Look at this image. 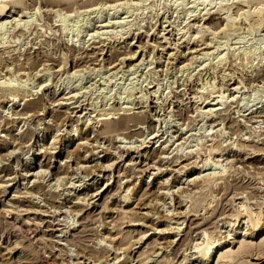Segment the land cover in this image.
<instances>
[{
  "label": "rangeland",
  "instance_id": "rangeland-1",
  "mask_svg": "<svg viewBox=\"0 0 264 264\" xmlns=\"http://www.w3.org/2000/svg\"><path fill=\"white\" fill-rule=\"evenodd\" d=\"M20 1L27 7L0 18V264H181L207 237L226 241L220 254L251 245L233 264H264V229L247 236L246 219L233 216L241 207L264 214V154L256 151L264 150V116L248 110L264 105V1L55 0L48 10L52 0ZM227 4L238 26L224 33ZM255 8H263L260 29ZM198 30L212 39L209 49L195 47ZM75 58L94 70L66 75L63 62ZM257 91L260 103L251 101ZM211 146L222 152L209 156ZM44 147L36 163L48 174L31 177L36 157L32 167L27 157ZM202 159L221 164L201 167ZM213 172L221 177L213 187L194 188L190 179ZM185 209L206 237L189 230V219L177 221L173 213ZM218 256L208 264H222Z\"/></svg>",
  "mask_w": 264,
  "mask_h": 264
},
{
  "label": "bare ground",
  "instance_id": "bare-ground-1",
  "mask_svg": "<svg viewBox=\"0 0 264 264\" xmlns=\"http://www.w3.org/2000/svg\"><path fill=\"white\" fill-rule=\"evenodd\" d=\"M53 2H50V0H48V2H50L49 4L50 5H44V7H48L47 8V10L49 9V7L51 6H54V2H56V4L58 3V1H55V0H52ZM59 1H61V0H59ZM112 1V0H111ZM181 1V0H180ZM180 1H179V3H180ZM211 1H215L216 2V0H209L208 2H209V4H208V6L209 5H211L210 3H211ZM228 2V1H230V0H218V2ZM238 1H240L241 3H251L252 1H255V0H238ZM259 1V0H258ZM257 1V2H258ZM262 1H264V0H262ZM29 2V1H28ZM73 2V1H72ZM223 2V3H224ZM25 2H23V1H20V0H0V18L2 17V16H5V14H7L6 12H9V10H12V11H14L15 12V10H16V8L17 7H22V5L24 4ZM41 3H42V1H41ZM51 3H54L53 5L51 4ZM61 3V2H60ZM110 3V2H109ZM118 3V2H117ZM125 3V2H124ZM239 3V2H238ZM26 4V3H25ZM25 4H24V7H25ZM44 4H46V3H44ZM116 4V3H115ZM115 4L113 5V4H110L111 6L113 5V6H115ZM181 4V3H180ZM182 4H184V2L182 3ZM8 5H9V7H8ZM31 5V4H30ZM30 5H29V8H30ZM39 5V4H38ZM109 5V4H108ZM118 5V4H117ZM116 5V6H117ZM242 5V4H241ZM260 5V4H259ZM59 6V5H58ZM178 6V5H177ZM180 6V5H179ZM212 6V5H211ZM215 6V5H214ZM20 7V8H21ZM27 7V6H26ZM25 7V8H26ZM56 7H57V5H56ZM63 6L61 5V8H62ZM102 7V6H101ZM100 7V8H101ZM118 7V6H117ZM213 7V6H212ZM230 7H231V5L229 4H227V5H224V6H221V12H223L222 13V15H224L223 16V19H224V21H225V27L227 26V28L226 29H222V31L224 32V33H227V32H225L228 28H229V26L231 25V27L233 26H235L236 25V22L234 21V19L232 20L231 18H230V14H229V9H230ZM260 7V6H259ZM19 8V9H20ZM25 8H23V9H25ZM37 8V7H36ZM35 8V9H36ZM39 8V7H38ZM53 8V7H52ZM58 8V7H57ZM78 8V7H77ZM104 8V7H103ZM258 8V7H257ZM112 9H113V7H112ZM115 9V8H114ZM211 9V8H210ZM21 10V9H20ZM20 10H18V11H20ZM25 10H28V8L27 9H25ZM40 10H41V8H40ZM39 10V11H40ZM56 10V9H55ZM61 11H62V9H60ZM60 10H59V13H61L60 12ZM255 10H256V12H251L252 13V15L253 14H256L257 16H258V18H259V21L256 23V25H257V28L256 29H260V27H261V25H262V14L259 16V13H260V10H263V8L262 9H256L255 8ZM11 11V12H12ZM24 11V10H23ZM37 11H38V9H37ZM46 11V10H45ZM53 11V10H52ZM106 11H107V9H106ZM243 11V10H242ZM11 12H9V16H7V17H11L12 15H10L11 14ZM13 12V13H14ZM25 12H27V11H25ZM24 12V13H25ZM47 12V11H46ZM51 12V11H50ZM49 12V13H50ZM211 12V11H210ZM209 10H207V12H206V14L205 15H209ZM248 12V11H247ZM262 12V11H261ZM21 13V12H20ZM23 13V14H24ZM37 13V12H36ZM54 13H57V11L55 12L54 11ZM239 13V12H238ZM245 13V12H244ZM263 13V12H262ZM35 14V13H34ZM51 14V13H50ZM58 14V13H57ZM240 14H242V12L240 13ZM246 14V13H245ZM250 14V13H249ZM249 14H247V15H249ZM55 15V14H54ZM75 15V14H74ZM94 15V14H93ZM106 15V14H105ZM246 15V16H247ZM62 16V13H61V15H60V17ZM79 16V15H78ZM239 16V18L241 17V15H238ZM264 16V15H263ZM66 17V16H65ZM72 17H73V14H72ZM251 17V16H250ZM6 18V17H5ZM78 18V17H77ZM85 18V17H84ZM230 18V19H229ZM264 18V17H263ZM73 19V18H72ZM238 19V18H237ZM244 19H246L247 20V18H244ZM242 20V22L243 21H246V20ZM249 19V18H248ZM62 20H63V18H62ZM67 20V19H66ZM77 20V19H76ZM238 20H240V19H238ZM252 20V19H251ZM253 20H255V19H253ZM253 20H252V22H253ZM70 21V20H69ZM231 21H234V22H231ZM248 21H250V20H248ZM264 21V20H263ZM19 22V21H18ZM18 22L16 23V24H18ZM247 22V21H246ZM30 23V22H29ZM57 23V22H56ZM68 23V22H67ZM1 24H3V21H2V23ZM23 24H25V23H23ZM32 24V23H31ZM86 24V23H85ZM238 24V23H237ZM3 25H5V24H3ZM20 25V24H19ZM22 25V24H21ZM62 25V24H61ZM68 25V24H67ZM195 25V24H194ZM255 25V24H254ZM13 26V25H12ZM14 26H16V25H14ZM24 26V25H23ZM28 26V25H27ZM29 26H30V24H29ZM41 26V25H40ZM49 26V25H48ZM236 26H238V25H236ZM249 26H250V24H249ZM252 26V25H251ZM2 26L0 25V28H1ZM17 27V26H16ZM26 27V26H25ZM31 27V26H30ZM246 27V26H245ZM3 28H4V26H3ZM3 28H2V30H3ZM20 28V27H19ZM18 28V29H19ZM27 28V27H26ZM50 28V27H49ZM86 28V27H85ZM89 28V27H88ZM197 28V27H196ZM222 28V27H221ZM220 28V29H221ZM14 29H16L17 30V28H14ZM14 29H11L12 31H14ZM21 29H22V27H21ZM29 29V28H28ZM28 29H26L27 31H29ZM198 29H201V28H198ZM220 29H219V32H220ZM232 29V28H231ZM249 29V28H248ZM251 29V28H250ZM249 29V30H250ZM1 30V31H2ZM54 30V29H53ZM211 29H209V31H210ZM232 30H234V29H232ZM235 30H237V29H235ZM238 30H240V29H238ZM18 31V30H17ZM20 31V30H19ZM19 31H18V33H19ZM25 31V30H24ZM97 31H99V30H97ZM221 31V32H222ZM10 32V31H9ZM8 31H7V33H9ZM22 32V31H21ZM58 32V31H57ZM128 32V31H127ZM256 32H258V31H256ZM5 33H6V30H5ZM13 33V32H12ZM56 33V32H55ZM100 33V32H99ZM105 33V32H104ZM214 33V32H213ZM212 33V34H213ZM3 34V33H2ZM15 34V33H14ZM17 34V33H16ZM20 34V33H19ZM22 34V33H21ZM92 34V33H91ZM95 34H96V32H95ZM102 34V33H101ZM101 34H100V36H101ZM108 34V33H107ZM107 34H105V35H107ZM9 35H11L10 33H9ZM18 35V34H17ZM23 35V34H22ZM52 35V34H51ZM90 35V34H89ZM103 35V34H102ZM104 35V36H105ZM196 35H197V38L195 39V47H201V46H204L205 48H206V50L207 49H209L208 47H210V44H211V41H212V39H209V42H207V40H206V37H205V34H204V31H202V30H198L197 31V33H196ZM217 35V34H216ZM223 35V34H222ZM3 36V35H2ZM2 36H0V37H2ZM14 36V35H13ZM19 36V35H18ZM78 36V35H77ZM108 36V35H107ZM212 36V35H211ZM224 36V35H223ZM12 37V36H11ZM22 37V36H21ZM93 37V36H92ZM96 37H97V34H96ZM113 37V36H112ZM3 38V37H2ZM9 38V37H8ZM14 38H16V36H14ZM18 38V37H17ZM90 38V37H89ZM98 38V37H97ZM100 38V37H99ZM104 38V37H103ZM12 39V38H11ZM94 39V38H93ZM113 39V38H112ZM1 41H2V39H0ZM7 40V39H6ZM14 40H16V39H14ZM18 40H19V38H18ZM24 40V39H23ZM0 41V42H1ZM5 41V40H4ZM10 40L8 39V41L7 42H9ZM20 41V40H19ZM185 41V40H184ZM22 42V41H21ZM6 43V42H5ZM108 43V42H107ZM3 43H1V45H2ZM9 44H10V42H9ZM102 44V43H101ZM199 44V45H198ZM0 45V46H1ZM88 46V45H87ZM85 47V46H84ZM141 47V46H140ZM176 47V46H175ZM214 47V46H213ZM87 48V47H86ZM139 48V47H138ZM202 48V47H201ZM73 49V48H72ZM177 49V48H176ZM203 49V48H202ZM8 50V49H7ZM7 50H4L6 53H9ZM76 50V49H75ZM174 50V49H173ZM193 51L192 52H189V54L191 53V55H192V53H196L197 52V50L194 48V49H192ZM201 50V49H200ZM204 50V49H203ZM71 51V50H70ZM81 51V50H80ZM102 51H104V50H102ZM198 51H199V49H198ZM14 52V51H13ZM58 52V51H57ZM62 52V51H61ZM72 52V51H71ZM101 52V51H100ZM200 52H203V51H200ZM65 53V52H64ZM86 53V52H85ZM95 53V52H94ZM102 53V52H101ZM16 54V53H15ZM75 54V53H74ZM100 54V53H99ZM129 54V53H128ZM135 54L136 53H134V54H129L128 56L126 55V57H127V59L129 58V59H134V57H135ZM170 54H174V53H170ZM10 55V54H9ZM53 55V54H52ZM175 55V54H174ZM184 55V54H183ZM197 55V54H196ZM199 55V54H198ZM63 56V55H62ZM74 56V55H73ZM82 56V55H81ZM89 56H91V55H89ZM194 56V55H193ZM193 56H192V59H193ZM85 57V56H84ZM125 57V58H126ZM143 57V56H142ZM187 57V56H186ZM191 57V56H190ZM224 57V56H223ZM258 57V56H257ZM79 58H80V56H79ZM76 59L75 58V62H74V64L72 65V64H70V66L68 67V61H66V62H63V66L61 67L63 70L64 69H66L65 70V74L66 75H73V76H76V74H77V76L78 75H80V76H83V74L86 72V70H88L89 71V73H90V71H93L94 70V68H89V66H85L84 67V65L83 64H85L86 63V61H85V58H83V59ZM136 58V57H135ZM175 58H177L176 56H175ZM61 59V58H60ZM1 60V59H0ZM125 60V59H124ZM142 60V59H141ZM140 60V61H141ZM177 60V59H176ZM221 61L222 60H224V58H221L220 59ZM65 61V60H64ZM74 61V60H73ZM81 61V62H80ZM131 61V60H130ZM174 61V60H173ZM185 61L187 62L188 60H186L185 59ZM185 61H183V59H182V61H181V63H184ZM189 61H191V58L189 59ZM223 62V61H222ZM83 63V64H82ZM122 63H123V61H122ZM140 63V62H139ZM187 63H189V62H187ZM83 65V67L81 68V66ZM87 64V63H86ZM113 64V63H112ZM185 64V66H186V63H184ZM103 65V64H102ZM182 66H184L183 64H181ZM42 66V65H41ZM133 66V65H132ZM188 66V65H187ZM53 67V66H52ZM134 67V66H133ZM25 68V67H24ZM24 68H22V70L24 71ZM29 68H30V66H29ZM47 68V67H46ZM51 68V67H50ZM112 68H115V66L113 67L112 66ZM34 69V68H33ZM60 69V68H59ZM61 69V70H62ZM8 70V69H7ZM20 71H21V69H19ZM30 70V69H29ZM60 70V71H61ZM62 70V71H63ZM96 70V69H95ZM180 70V69H179ZM19 71V72H20ZM87 71V72H88ZM10 72V71H9ZM26 72V71H25ZM24 72V75L25 76H27L28 77V74H29V76H30V73H25ZM37 73V72H36ZM48 73V72H47ZM46 73V74H47ZM81 73V74H80ZM9 74V73H8ZM17 74V73H16ZM15 74V75H16ZM6 75V74H5ZM85 75V74H84ZM111 75V74H110ZM32 76V75H31ZM38 76V75H37ZM261 76V75H260ZM12 77H13V75H12ZM33 77V76H32ZM35 77V76H34ZM84 77V76H83ZM15 78V77H14ZM74 78V77H73ZM80 78V77H79ZM112 78V77H111ZM256 78V77H255ZM261 78V77H260ZM10 79V78H9ZM17 79V78H16ZM29 79H31V78H29ZM8 80V79H7ZM13 80V79H12ZM27 80V79H26ZM35 80V79H34ZM61 80V79H60ZM75 80V79H74ZM260 80V79H259ZM264 80V79H263ZM10 81V80H9ZM28 81H31V80H28ZM27 81V82H28ZM80 81V80H79ZM249 81V80H248ZM256 81V80H255ZM258 81V80H257ZM26 82V83H27ZM43 82V81H42ZM77 82V81H76ZM6 83V82H5ZM12 83V82H11ZM24 83V82H23ZM39 83V82H38ZM62 83V82H61ZM72 83V82H71ZM256 83V82H255ZM7 84V83H6ZM8 84H10L9 82H8ZM44 84V83H43ZM43 84H41V85H43ZM78 84V83H77ZM256 84H258V83H256ZM255 84V85H256ZM1 85V84H0ZM5 85V84H4ZM25 85V84H24ZM41 85H39V86H41ZM262 85V84H261ZM260 85V86H261ZM263 85H264V82H263ZM263 85H262V87H263ZM3 86V85H2ZM2 86H0V87H2ZM11 86V85H10ZM251 86V85H250ZM11 87H13V86H11ZM71 87V86H70ZM202 87V86H201ZM14 88V87H13ZM13 88H11V90H13ZM69 88V87H68ZM132 88V87H131ZM134 88V87H133ZM205 88V87H204ZM260 88V87H259ZM1 89H3V88H1ZM0 89V90H1ZM5 89H7V87H5ZM203 89V88H202ZM16 90H18V88L16 89ZM20 90H22V89H20ZM77 90V89H76ZM79 90V89H78ZM129 90V89H128ZM127 90V91H128ZM232 90H234V92H236V90H238V87L237 86H235V87H233V89ZM2 91V90H1ZM8 91H10V90H8ZM10 92H12V91H10ZM132 92V91H131ZM12 93H14L15 94V92L13 91ZM12 93L10 94V96L12 95ZM262 93V92H261ZM14 94H13V98H14ZM18 94V93H17ZM220 94V93H219ZM2 95V94H1ZM1 95H0V98H1ZM4 95V94H3ZM22 95H23V93H22ZM53 95H54V93H53ZM107 95V94H106ZM262 95V94H261ZM7 97H10V96H8V95H6ZM5 96V97H6ZM16 96H18V95H16ZM29 96V95H28ZM91 96V95H90ZM224 96V95H223ZM234 96V95H233ZM232 96V97H233ZM12 97V96H11ZM19 97V96H18ZM23 97V96H22ZM54 97V96H53ZM107 97V96H106ZM109 97V96H108ZM129 97V96H128ZM3 98V97H2ZM1 98V99H2ZM24 98V97H23ZM66 98V97H65ZM111 98V97H110ZM123 98V97H122ZM193 98V97H192ZM199 98V97H198ZM228 98V97H227ZM234 98V97H233ZM262 98V96H260L259 95V93H258V91L257 92H255L254 93V95H253V98H252V102H255V101H259V103H260V99ZM25 99V98H24ZM101 99V98H100ZM232 99V98H231ZM51 100V99H50ZM55 99H52L51 100V103H50V105H52V104H54L53 103V101H54ZM69 100V99H68ZM120 100H122V99H120ZM222 100V95H220V97H218L215 101H216V103L215 102H213V103H215V105L217 106V105H220V101ZM18 101H20V99L18 100ZM102 102V101H101ZM100 102V103H101ZM33 103L34 102H27V103H25V107L26 108H28V107H33L32 105H33ZM205 103V102H204ZM251 103V102H250ZM259 103H256L255 105H253V106H257ZM38 104V103H37ZM60 103H58V105H59ZM62 104V103H61ZM66 104V103H65ZM65 104H63V105H65ZM120 104V103H119ZM208 104V103H207ZM36 105V104H35ZM91 105V104H90ZM95 105V104H94ZM125 105V104H124ZM55 106H56V104H55ZM92 106V105H91ZM97 106V105H96ZM123 106V105H122ZM120 106V108L118 107L117 109H114V110H121V111H123V110H125V106ZM30 107V108H31ZM251 107V106H250ZM68 108V107H67ZM72 108V107H71ZM75 108V107H74ZM199 108V107H198ZM25 109V108H24ZM211 109H213V108H210L208 111H207V115H211L212 114V112H213V110H211ZM260 109V110H259ZM35 110V109H34ZM198 110V109H197ZM249 111H251L250 113H253L254 111V113H255V115H253V118H255V120L256 119H261L263 116H264V105H262L261 107H255V109H248ZM36 111V110H35ZM195 111V110H194ZM206 111V110H205ZM215 111V110H214ZM25 112V111H24ZM27 112V111H26ZM196 112V111H195ZM199 112V111H198ZM20 113V112H19ZM34 113L35 112H33L32 114L34 115ZM37 113V112H36ZM201 113V112H200ZM109 114V113H108ZM107 114V115H108ZM248 114V113H247ZM25 115V114H24ZM206 115V114H205ZM249 115V114H248ZM263 115V116H262ZM201 116V115H200ZM203 116V115H202ZM213 116V115H212ZM252 116V115H251ZM204 117H206V116H204ZM252 118V119H253ZM126 119V118H125ZM123 120H124V118H123ZM123 120H121L120 119V122H122L123 123ZM128 120V119H127ZM252 121V120H251ZM119 122V123H120ZM125 123V122H124ZM112 124V123H111ZM117 125V124H116ZM120 125V124H119ZM137 125V124H136ZM256 127V126H255ZM109 128H111V125L109 126ZM261 128V127H260ZM125 129V128H124ZM114 130V129H113ZM118 130V129H117ZM120 130V129H119ZM113 132V131H112ZM259 132V131H258ZM263 133V132H262ZM78 134V133H77ZM122 134V133H121ZM79 135V134H78ZM77 135V136H78ZM263 137V136H262ZM120 138V137H119ZM257 138V137H256ZM154 139V138H153ZM152 139V140H153ZM242 141V140H241ZM56 142H58V140L56 141ZM148 143V142H147ZM157 143V142H156ZM63 144V143H62ZM84 144V143H83ZM154 144H152V146H153ZM66 146V145H65ZM149 146V145H148ZM205 147V146H204ZM20 148V147H19ZM45 148V147H44ZM148 148V147H147ZM207 148V147H206ZM220 148V147H219ZM219 148H218V146H211V147H209L208 148V152H209V156H212V155H214V156H218V153L220 154L222 151L220 150L219 151ZM246 148V147H245ZM203 149V148H202ZM163 150V149H162ZM226 150V149H225ZM237 150V149H236ZM41 150H38V149H36V148H32V153H31V155H29L28 157H27V160H28V162H27V165H30L31 163H32V160H33V156L34 157H36V159L34 160V162H35V165H34V167H33V170H35V175L33 174H31L29 171H28V173L29 174H31L30 176L32 177H34V176H36V175H39V176H45V174L47 173V169L48 168H43V166L41 165V163H40V165H37V163L36 162H38V160H39V157L40 156H42V155H44V154H46V153H48V149H46L45 148V150L44 151H41ZM47 151V152H46ZM255 151V150H254ZM256 151H258V152H261V155L262 154H264L263 153V151L264 150H262L261 148H259L258 150H256ZM13 152L14 151H10L9 152V154H12L13 155ZM160 153V152H159ZM212 154V155H211ZM255 154V153H254ZM9 157H10V155H8ZM160 156V155H159ZM257 156V155H256ZM43 157V156H42ZM213 157V156H212ZM32 159V160H31ZM206 159V158H205ZM211 159V158H210ZM235 159V158H234ZM233 159V160H234ZM55 160V159H54ZM202 160H204V159H202ZM158 161H159V159H158ZM165 161V160H164ZM113 162H115V161H113ZM228 162V161H227ZM159 163V162H158ZM189 163V162H188ZM191 163V162H190ZM114 163H112V161H111V163H109V164H107V167H104V168H107L108 169V167H110V166H112ZM146 164V163H145ZM148 164V163H147ZM146 164V165H147ZM187 164V163H186ZM181 164L182 166H180L179 168H188V166H190L191 164ZM196 164H198V163H196ZM214 165V167H219V165L221 164L220 162L218 163V161H210L209 159H207V160H204V162L202 163V165H201V167L202 166H208V165ZM232 164V163H231ZM153 165V164H152ZM161 165V164H160ZM229 165V164H228ZM31 167H32V165H30ZM37 166H39V169L37 168ZM95 166V165H94ZM105 166H106V164H105ZM168 166V165H167ZM91 167V166H90ZM102 167V166H101ZM149 167V166H148ZM225 167V166H224ZM230 167V166H229ZM233 167V166H232ZM28 168V167H27ZM80 168H82V166H80ZM92 168V167H91ZM166 168V167H165ZM195 168H197L198 169V167H197V165H196V167H194V169ZM235 168V167H234ZM233 168V169H234ZM103 169V168H102ZM158 169V168H157ZM162 169V168H161ZM175 169V168H174ZM189 169V168H188ZM230 169H232V168H230ZM229 169V170H230ZM244 169V168H243ZM224 170V169H223ZM235 170V169H234ZM245 170V169H244ZM189 171V170H188ZM228 171V170H227ZM175 172V171H174ZM199 172V171H198ZM224 172V171H223ZM230 172V171H229ZM246 172V171H245ZM264 172V171H263ZM27 173V174H28ZM48 174V173H47ZM195 174V173H194ZM198 174V173H197ZM201 174V173H200ZM217 174H219V173H217ZM235 174V173H234ZM263 174V173H262ZM155 175V174H154ZM189 176V175H188ZM193 176V175H192ZM59 177V176H58ZM58 177H57V179H58ZM262 177V176H261ZM38 178H40V177H38ZM192 178V177H191ZM264 178V177H263ZM263 178H262V180H263ZM221 180V177H219V176H216V172H213L212 173V175L209 173V174H207L206 176H201L200 177V175H196L195 177H193L192 179H190L192 182H193V184H194V188H196V189H199L201 192H202V190H204V188H209V186L212 184V183H214L215 181H217V180ZM33 180V179H32ZM59 180V179H58ZM57 180V181H58ZM188 180V179H187ZM224 180V179H223ZM38 181H39V179H38ZM190 181V182H191ZM254 182V181H253ZM137 185H139V183H136L135 184V186H134V188L135 189H138L137 188ZM148 185V184H147ZM217 185V184H216ZM223 185V184H222ZM230 185V184H229ZM212 187H213V185H211ZM257 186V185H256ZM236 187V186H235ZM178 188V187H177ZM242 188L244 189L245 187H243L242 186ZM134 189V190H135ZM167 189V188H166ZM222 189V188H221ZM234 189H237V188H234ZM255 189V188H254ZM168 190V189H167ZM182 190V189H181ZM184 190V189H183ZM194 191H195V189H194ZM197 191V190H196ZM245 191V190H244ZM248 191V190H247ZM251 190H249V192H250ZM261 191V190H260ZM170 192V191H169ZM168 192V193H169ZM181 192V191H180ZM190 192V191H189ZM204 192H206V191H204ZM241 192V191H240ZM246 192V191H245ZM256 192V191H255ZM27 193H29V192H27ZM146 193V192H145ZM145 193H143L141 196H139V198L140 197H142L143 195H145ZM181 193H184L183 191L181 192ZM260 193V192H259ZM179 194V193H178ZM191 194V193H190ZM185 195H186V193H185ZM262 195V194H261ZM188 196V195H187ZM185 198V197H184ZM233 198V197H232ZM138 199V198H137ZM144 199V198H143ZM240 199V198H239ZM141 201V200H140ZM143 201V200H142ZM178 204V203H177ZM264 204V203H263ZM194 205V204H193ZM196 206V205H195ZM244 206H246V205H244ZM187 208V207H186ZM197 208V207H196ZM261 208V207H260ZM191 210V209H190ZM190 210H187V209H185V210H183L182 212L180 211V212H176V213H173V215L174 216H176L178 219H177V221H180V220H182V222L183 221H185L186 219H189V230L191 229V228H194L195 229V231H196V233L197 232H199L200 231V233L201 234H203L204 236L203 237H206V235H207V233H206V231H205V229L204 230H202V228H201V223H199L197 220H195V217H196V215H194V213L193 212H191V213H193V214H190V215H188L189 213H190ZM194 210V209H193ZM167 211H169V210H167ZM194 211H196V210H194ZM237 212V211H236ZM170 214V213H169ZM172 214V213H171ZM172 215V216H173ZM183 215V216H182ZM209 215V214H208ZM189 217V218H186V217ZM212 216V215H211ZM225 216V215H224ZM234 217H235V219L236 218H240V221H241V219L243 220V219H246L245 220V225L247 226H250V228H248L247 230H246V233L245 234H247V236H256L257 234H260L261 233V231L264 229V227L262 226L263 225V223H262V221H263V219H264V214H263V211H261V209H259V210H257V211H254V213H252V212H250L249 210H247V208H245V207H241V209L235 214V215H233ZM183 218V219H181V218ZM192 217H194V218H192ZM168 218V217H167ZM192 218V219H191ZM199 218H200V216H199ZM172 219V218H171ZM178 224V223H177ZM18 228V227H17ZM205 228V227H204ZM201 229V230H200ZM21 230V229H20ZM175 230V229H174ZM191 231V230H190ZM60 232V231H59ZM19 234V233H18ZM68 234V233H67ZM199 234V233H198ZM23 235V234H22ZM244 236V235H243ZM13 237V236H12ZM25 237V236H24ZM27 237V236H26ZM59 238L60 237H65V233H63L62 235H59L58 236ZM250 237V238H251ZM214 238V237H213ZM5 239V238H4ZM16 239H18V238H16ZM201 239V238H200ZM237 239V238H236ZM70 240V239H69ZM99 240V239H98ZM237 241V240H236ZM19 242V241H18ZM58 242V241H57ZM226 241H222V240H213V241H210L209 239H208V237H207V239H206V243L203 245V243L201 244V245H199V244H197V245H195L194 247H193V251H191L190 253H188V254H186V256H184V258H183V260H181V262H179V263H181V264H187V263H189V262H191L193 259H198V258H200V260L201 261H203V264H208V262L210 261V259H211V257H212V255L213 254H219V256H218V263H222V264H233L232 262H234V259L236 258V257H239L240 255H241V253L242 254H244V253H247L250 249H251V245H243L242 247H241V249L239 250V251H237V252H231V251H227V252H224L223 254L221 253H219L220 251H221V249H222V247L224 246V243H225ZM16 243V242H15ZM64 243V242H63ZM233 242H229V244H232ZM64 244H66V243H64ZM100 244V243H99ZM98 244V245H99ZM107 244V243H106ZM110 245V244H109ZM69 246V245H68ZM111 247V246H110ZM257 247V246H256ZM262 247V246H261ZM81 248V247H80ZM182 248V247H181ZM260 248V247H259ZM173 249V248H172ZM116 250V249H115ZM114 250V251H115ZM20 251V250H19ZM181 251V250H180ZM260 251H261V248H260ZM62 252V251H61ZM262 252V251H261ZM263 252H264V250H263ZM177 254V253H176ZM263 254V253H262ZM167 255V254H166ZM196 255H198L197 257H195ZM261 255V253H259L258 254V256H260ZM177 256V255H176ZM88 258V257H87ZM101 258V257H100ZM99 258V259H100ZM176 258V257H175ZM175 260V259H174ZM80 261V260H79ZM92 261V260H91ZM82 264V263H81ZM178 264V263H177Z\"/></svg>",
  "mask_w": 264,
  "mask_h": 264
}]
</instances>
